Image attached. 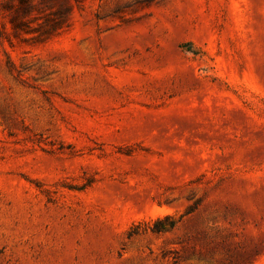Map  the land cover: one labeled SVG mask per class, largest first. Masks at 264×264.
Masks as SVG:
<instances>
[{
  "label": "rangeland",
  "instance_id": "1",
  "mask_svg": "<svg viewBox=\"0 0 264 264\" xmlns=\"http://www.w3.org/2000/svg\"><path fill=\"white\" fill-rule=\"evenodd\" d=\"M0 264H264V0H0Z\"/></svg>",
  "mask_w": 264,
  "mask_h": 264
},
{
  "label": "trees",
  "instance_id": "2",
  "mask_svg": "<svg viewBox=\"0 0 264 264\" xmlns=\"http://www.w3.org/2000/svg\"><path fill=\"white\" fill-rule=\"evenodd\" d=\"M152 230H153V231H162L163 228H162V227H157V226H155Z\"/></svg>",
  "mask_w": 264,
  "mask_h": 264
}]
</instances>
